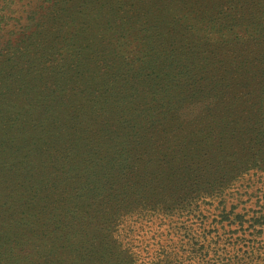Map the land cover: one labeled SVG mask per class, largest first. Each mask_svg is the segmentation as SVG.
<instances>
[{
	"label": "trees",
	"instance_id": "16d2710c",
	"mask_svg": "<svg viewBox=\"0 0 264 264\" xmlns=\"http://www.w3.org/2000/svg\"><path fill=\"white\" fill-rule=\"evenodd\" d=\"M137 1L94 74L0 49V264H264V0Z\"/></svg>",
	"mask_w": 264,
	"mask_h": 264
},
{
	"label": "rangeland",
	"instance_id": "374dc122",
	"mask_svg": "<svg viewBox=\"0 0 264 264\" xmlns=\"http://www.w3.org/2000/svg\"><path fill=\"white\" fill-rule=\"evenodd\" d=\"M145 9L137 0H45L43 4L39 0H0V49L9 46L11 41L13 52L5 55L7 59L20 52V42L24 46L26 41H35L43 46L40 41L52 40V37H45L46 30L50 29L53 36L62 33L66 38L65 48L62 53L53 56L55 61L52 64L55 68L66 67L67 80L71 73L77 74L82 70L76 67L78 62L88 61L102 47L114 50L112 59H116L115 51L131 58L132 54L123 49L127 42L122 37L130 22L122 23V17L141 16ZM66 16L72 17L65 19ZM61 20L65 21L62 23ZM202 27L200 41L206 42V36L213 37L215 29L208 23ZM12 39L15 41L12 42ZM196 49L202 50L203 47ZM91 64L89 62L90 71L87 74L95 73ZM113 66L117 67L115 61Z\"/></svg>",
	"mask_w": 264,
	"mask_h": 264
}]
</instances>
